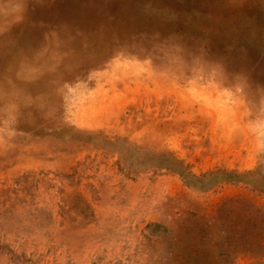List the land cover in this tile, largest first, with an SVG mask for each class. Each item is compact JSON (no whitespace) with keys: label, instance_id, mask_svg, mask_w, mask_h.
<instances>
[{"label":"rangeland","instance_id":"1","mask_svg":"<svg viewBox=\"0 0 264 264\" xmlns=\"http://www.w3.org/2000/svg\"><path fill=\"white\" fill-rule=\"evenodd\" d=\"M261 143L264 0L0 19V264H264Z\"/></svg>","mask_w":264,"mask_h":264},{"label":"clouds","instance_id":"2","mask_svg":"<svg viewBox=\"0 0 264 264\" xmlns=\"http://www.w3.org/2000/svg\"><path fill=\"white\" fill-rule=\"evenodd\" d=\"M40 0H0V19H8L11 26L23 24L31 8ZM264 151V143L260 145Z\"/></svg>","mask_w":264,"mask_h":264},{"label":"bare ground","instance_id":"3","mask_svg":"<svg viewBox=\"0 0 264 264\" xmlns=\"http://www.w3.org/2000/svg\"><path fill=\"white\" fill-rule=\"evenodd\" d=\"M13 96H14V95H13ZM13 96H12V97H13ZM12 97H10V98H12Z\"/></svg>","mask_w":264,"mask_h":264}]
</instances>
